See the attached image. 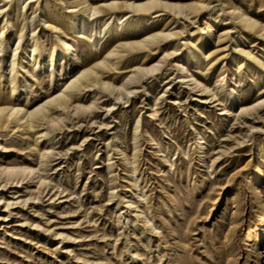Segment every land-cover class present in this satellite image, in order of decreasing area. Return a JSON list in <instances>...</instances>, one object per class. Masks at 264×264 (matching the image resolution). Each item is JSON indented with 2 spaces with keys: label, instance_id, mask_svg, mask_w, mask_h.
<instances>
[{
  "label": "rangeland",
  "instance_id": "374dc122",
  "mask_svg": "<svg viewBox=\"0 0 264 264\" xmlns=\"http://www.w3.org/2000/svg\"><path fill=\"white\" fill-rule=\"evenodd\" d=\"M70 1L0 0V31L6 29L0 41V103L27 98L34 106L62 89L76 69L113 48L112 27L102 30L103 22L147 19L139 22L140 31L135 25L124 29L131 36L157 26L174 32L147 52L149 64L174 51L127 84V95L93 84L72 97L78 98L76 108H53V120L42 119L33 128L1 127L0 142L8 147L0 150V164L29 165L32 171L0 173V264H264V231L255 240L259 255L244 241L264 216V71L238 51L264 61V35L258 25L249 29L237 18L242 7L264 23V0H204L195 19L193 13L172 16L159 7L137 14L122 7L93 20L75 10L79 6L70 12ZM74 14L87 20L91 43L76 37V26L67 27ZM44 19L56 23L62 37L77 38L72 39L77 58L57 60L50 74L51 67L40 62L59 45ZM207 20L213 34L202 39ZM14 30L21 38H12ZM33 36L40 37L36 46L46 48L40 56L31 51ZM26 50L31 57L26 69L35 62L36 78L15 72L17 86L10 94L4 79ZM189 52L202 65L195 68ZM122 54L112 58L117 71L102 69V78L121 83L131 72L130 61L141 55ZM180 58L195 80L179 76ZM228 88L238 98L229 110L222 102ZM194 129L205 141L200 162L193 152ZM255 167L261 204L248 191Z\"/></svg>",
  "mask_w": 264,
  "mask_h": 264
},
{
  "label": "bare ground",
  "instance_id": "6f19581e",
  "mask_svg": "<svg viewBox=\"0 0 264 264\" xmlns=\"http://www.w3.org/2000/svg\"><path fill=\"white\" fill-rule=\"evenodd\" d=\"M70 2L74 3L70 7V12L73 11L74 6H79L78 9L81 12L86 14V19H96L98 13H106L109 10L119 9V8H128L130 12L136 13H156L157 10H153L156 7H159L160 10H166L169 12L172 16H178L179 14H183L185 16V12H188L189 14L193 13L194 19L196 15L203 10V8L206 6V3L204 0H103L99 3H92L89 0H71ZM238 15L237 18L239 21L243 23V26L246 28H253L258 25L256 31L259 32L261 35H264V23L261 22L259 19L252 17L245 9L242 7L237 8ZM106 15V14H105ZM108 15V13H107ZM112 15V13H111ZM160 15V14H158ZM55 18V17H54ZM119 19V18H118ZM90 20V21H91ZM100 20V19H99ZM105 21V20H104ZM147 21V19H138L137 22H132L127 20V18L116 22L114 24L107 25L106 22H103V29H110L112 27V39H115L113 48H110V50L106 51L103 56H99L98 58L94 59L93 61H90V63H87L85 66L80 67L76 69L75 72L70 76V80L65 83L62 87V89H57L54 92H51V94H48L47 96H44L43 100L41 102L37 103L34 106H31L27 102V98H24V102L16 101H6L4 103H0V129L1 127L9 128L10 124H21V127H32L36 124V122L40 120H53L54 118V111L53 108L56 107H67L70 104H73V107H77L79 105L78 98L75 101V93H77L78 90L85 88L86 86L95 85V84H101L104 88L108 90H114L117 89L118 93L117 96L125 94L127 95L130 90L127 87V84H130L131 82L135 81L140 75H143L145 73L152 72L153 70L157 69L161 59L165 58V56L172 53V51H165L161 57L156 60L153 63H147L144 61V57L147 52L154 51L156 48L159 47L160 42L164 41L168 37L174 34V32L170 30H165L163 27H155V28H145L142 33H140L138 36H131L126 35L123 33L124 29H127L131 26H136L134 30L140 31L142 27L139 25V22ZM47 24L49 29L53 30L56 33V41L59 45L58 50L53 48L51 52L46 54L42 58L41 65H45L47 67H51L49 74L53 72L54 65L57 60H64L69 56L70 59L75 60L77 58L76 53L72 54L74 45L72 43V39L75 40L77 38L81 39L84 38L83 43L88 44L91 43L94 39V36L85 33L84 27L88 24L87 20L85 21V18L83 16L75 15L72 17V20L70 21V24L67 26L69 29H72L73 26L77 27V30L75 32L76 37H72L66 33H64V37H62L58 32L60 31L58 25L54 22H50L47 19L43 20V24ZM90 23V22H89ZM93 23V22H92ZM91 24V23H90ZM146 24V23H145ZM107 25V26H106ZM144 25V24H143ZM106 26V27H105ZM7 28V27H6ZM10 28V27H9ZM92 28V27H91ZM100 28V26H99ZM4 28H2V31H0V41H2V34L5 33L6 29L3 31ZM130 29V28H129ZM20 30V29H19ZM18 30V31H19ZM214 30V24L211 20H207L205 22L204 27L200 31V38L206 39L211 37ZM85 34H88L85 36ZM22 34H18L16 30H14V36L12 38H21ZM40 37H34V44L31 48L32 52L42 54L45 52L46 48L44 45L36 46L37 41ZM77 41V40H76ZM8 42V41H7ZM39 43V42H38ZM53 45V44H51ZM17 48V47H16ZM16 48L13 49V51L16 50ZM118 48H121V50H118ZM3 49V46H2ZM52 49V48H50ZM49 49V50H50ZM1 50V49H0ZM121 51V52H120ZM238 51L244 53L246 57L251 61H257L260 68H262V71H264V61H262L261 58H257L255 55L251 54L250 51L244 50L243 48H239ZM141 53L140 56H137V59H139L138 62L136 61H130V74L119 84L114 83L111 80L104 79L101 76L102 69H113L114 71H117V61H112V58H120L123 56L122 53ZM33 54L32 58L35 59L38 55ZM153 53V52H152ZM193 58V66L195 68H198L199 65H202L201 63H198L196 60L195 55H192ZM95 56V55H94ZM113 56V57H112ZM30 52L24 51L20 62H16L15 66H13L14 62H12V75L6 76V79L4 81L6 83L10 84V94L15 91L16 89V81H15V75L16 72L18 75L21 74V72L26 71L27 74L32 75L34 78L35 73L33 72L34 64H32V69H26L25 60L29 59ZM96 57V56H95ZM31 58V57H30ZM68 58V59H69ZM2 58H0V61ZM129 60V59H128ZM127 60V61H128ZM68 61V60H66ZM59 62V61H58ZM62 62V61H61ZM208 62V61H207ZM203 63V62H202ZM205 63V62H204ZM65 64V63H64ZM209 64V62H208ZM207 64V65H208ZM176 69L179 73V76L186 78L187 81H193L195 80L192 76V73L188 71L187 64L185 63L184 59H178L176 61ZM206 65V66H207ZM63 73H59V75H62ZM31 86V85H29ZM204 89V88H203ZM205 90V89H204ZM224 100L222 101L224 106H229L227 108L228 110L232 107L233 102H237L238 98L236 93L232 88H228L225 91L224 94ZM74 98L72 99V97ZM214 96V95H213ZM216 96V95H215ZM23 100V99H22ZM15 101V100H14ZM150 107L152 108L153 103L150 102ZM84 106V105H83ZM57 115V114H55ZM57 117V116H56ZM48 118V119H47ZM45 120V121H46ZM24 122V124H23ZM37 122V123H38ZM139 119L136 118L132 127V134L131 138L134 141L136 138V132L138 128ZM19 124V125H20ZM39 125V124H38ZM23 127V128H24ZM35 127V126H34ZM13 128V125L11 129ZM29 129V128H27ZM25 130V129H24ZM0 134V140H1ZM3 137V136H2ZM193 140L195 142V145L193 147V152L196 154L197 160L200 162L203 160L204 157V149H205V141L200 135V132H198L196 129L193 130ZM132 141V142H133ZM34 145V144H33ZM8 147L5 143L0 142V150L5 149ZM43 155V152L40 153ZM42 157V156H41ZM165 162L167 163V166L172 167L173 162L170 159H165ZM32 167L29 165H10V164H0V173L4 172L7 175L11 177V175H16L17 173L21 172H31ZM130 172V171H129ZM133 172V171H132ZM255 176L256 178L252 180L249 184V192L253 194V203L254 204H261L263 203V200L260 197V194L257 192V188L255 186L256 181L260 178V169L259 167H255ZM127 173V172H126ZM6 176V175H4ZM16 177V176H15ZM137 180V179H136ZM135 181V180H134ZM129 182L130 185L134 182ZM136 182V181H135ZM134 184V183H133ZM139 186V185H137ZM141 187V186H140ZM139 187V188H140ZM126 189L129 190V187H126ZM128 205V204H126ZM264 231V216L260 219V221L256 224H254L250 231H248L245 235L244 241L248 243L249 249L251 252H255L256 255H259V243L255 242V240L259 239L260 232Z\"/></svg>",
  "mask_w": 264,
  "mask_h": 264
}]
</instances>
